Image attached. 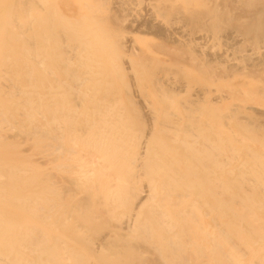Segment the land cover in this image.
Instances as JSON below:
<instances>
[{"label": "bare ground", "instance_id": "obj_1", "mask_svg": "<svg viewBox=\"0 0 264 264\" xmlns=\"http://www.w3.org/2000/svg\"><path fill=\"white\" fill-rule=\"evenodd\" d=\"M0 264H264V0H0Z\"/></svg>", "mask_w": 264, "mask_h": 264}, {"label": "rangeland", "instance_id": "obj_2", "mask_svg": "<svg viewBox=\"0 0 264 264\" xmlns=\"http://www.w3.org/2000/svg\"><path fill=\"white\" fill-rule=\"evenodd\" d=\"M146 42L148 41V40H145ZM141 43H140V45L142 46V43H143V41H140ZM146 42H145V44H146ZM143 45H144V43H143Z\"/></svg>", "mask_w": 264, "mask_h": 264}]
</instances>
